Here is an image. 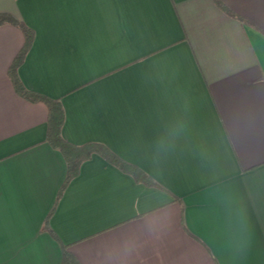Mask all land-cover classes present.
Instances as JSON below:
<instances>
[{
    "label": "crops",
    "instance_id": "1",
    "mask_svg": "<svg viewBox=\"0 0 264 264\" xmlns=\"http://www.w3.org/2000/svg\"><path fill=\"white\" fill-rule=\"evenodd\" d=\"M0 0V264H264V0ZM64 186V188H63Z\"/></svg>",
    "mask_w": 264,
    "mask_h": 264
},
{
    "label": "trees",
    "instance_id": "2",
    "mask_svg": "<svg viewBox=\"0 0 264 264\" xmlns=\"http://www.w3.org/2000/svg\"><path fill=\"white\" fill-rule=\"evenodd\" d=\"M217 4L230 15L234 13L221 1L216 0ZM12 23L18 26L25 35V42L22 49L16 55L10 69L9 76L13 82L16 91L31 101H40L45 103L48 109V128L47 140L51 145L59 149L64 155L67 166L68 174L64 186L77 175L80 165L87 159L91 158L94 153L101 154L108 161L118 166L125 172L132 174L135 179L152 183L151 178L139 167L125 161L123 158L111 151L107 146L98 142H87L84 144H73L67 141L62 135V127L65 121V111L59 99L51 98L39 92L28 90L24 87L18 76V67L24 60L34 39V31L29 28L25 23L18 20L16 17L9 13H0V24ZM63 186V188H64ZM64 264H79L77 259L69 253L64 247Z\"/></svg>",
    "mask_w": 264,
    "mask_h": 264
}]
</instances>
